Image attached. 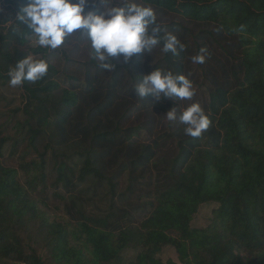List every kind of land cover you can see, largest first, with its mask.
Returning <instances> with one entry per match:
<instances>
[{
	"label": "trees",
	"instance_id": "16d2710c",
	"mask_svg": "<svg viewBox=\"0 0 264 264\" xmlns=\"http://www.w3.org/2000/svg\"><path fill=\"white\" fill-rule=\"evenodd\" d=\"M147 2L184 50L157 46L151 66L147 53L117 56L108 71L86 30L55 50L34 46L14 21L20 0H0V84L28 54L49 64L17 86L0 126V264H111L133 232L137 264H161L153 252L169 243L184 264H264V0ZM155 66L188 76L192 100L137 96ZM193 102L210 120L198 138L164 115ZM208 188L220 206L209 227L189 229Z\"/></svg>",
	"mask_w": 264,
	"mask_h": 264
},
{
	"label": "clouds",
	"instance_id": "9594fccd",
	"mask_svg": "<svg viewBox=\"0 0 264 264\" xmlns=\"http://www.w3.org/2000/svg\"><path fill=\"white\" fill-rule=\"evenodd\" d=\"M21 8L15 18L18 25L25 26L34 34V46L55 50L61 47L67 37L74 32L86 30L94 58L105 70L116 67L113 58L120 56L125 64L133 56L147 53L160 46L162 53L177 55L185 45L176 35L168 32L161 35L162 26L157 20L154 8L147 0H20ZM89 4L94 7L85 9ZM102 11H95V6ZM18 31V27L13 29ZM205 50L193 55L194 64L205 62ZM147 57H142L145 62ZM154 65L152 56L148 61ZM46 59L28 54L19 59L9 69L11 86H19L24 81L37 82L48 73ZM135 93L141 99L151 95L153 102L162 97L173 100H192L195 89L191 79L171 70L164 71L154 67L143 74L134 86ZM168 121L177 118L185 127V135L198 138L209 128L210 120L198 102L182 108L177 117V110L170 107L164 114Z\"/></svg>",
	"mask_w": 264,
	"mask_h": 264
},
{
	"label": "rangeland",
	"instance_id": "374dc122",
	"mask_svg": "<svg viewBox=\"0 0 264 264\" xmlns=\"http://www.w3.org/2000/svg\"><path fill=\"white\" fill-rule=\"evenodd\" d=\"M35 40L34 37L31 38V44H33V41ZM34 45V44H33ZM19 104V89L17 86L13 87L11 86L10 82L8 81L6 84L1 85L0 84V126L2 125H6L7 121L9 120V116L7 115L8 113H10V111H12V109H14L16 107V105ZM194 188H196V186L194 185ZM206 193V196L204 197L203 200L199 201V204L197 206V210L198 207H200V213L203 214V218H205L206 214L208 213L209 215V207L212 206V202H214V206H217V201L211 196L214 194V189H204L203 190ZM201 203H205L203 205H201ZM219 206V204H218ZM69 231L72 235H74V237H76L78 239V237H80V241H82L83 239L86 240L85 238V234L81 233V229L80 228H69ZM139 234H140V230H139ZM137 237H139V235L135 232H133V235L130 236V239H137ZM118 238V237H116ZM117 240V239H115ZM133 247V244H130V246L128 248ZM172 249V248H171ZM173 249L170 252H161L159 253V256L161 259L160 260L162 262H168L170 260V258L173 257L176 258V254H174ZM132 257L130 255H125L123 257V261L121 264H125L130 258Z\"/></svg>",
	"mask_w": 264,
	"mask_h": 264
},
{
	"label": "crops",
	"instance_id": "0c3cea01",
	"mask_svg": "<svg viewBox=\"0 0 264 264\" xmlns=\"http://www.w3.org/2000/svg\"><path fill=\"white\" fill-rule=\"evenodd\" d=\"M203 204H205V203H201V205H203ZM218 204L220 206V202L217 203V206H214V202H212V206L209 207V215L207 213L205 218H203V214L200 213V207H198V210L191 216V219H190L189 224H188L189 229L199 231V230H204L207 227H209L212 223L215 211L218 210V208H219ZM167 234L176 236L174 233H171V232H169ZM176 237H178V236H176ZM131 242L133 244V247L128 248L129 247L128 246L125 249H123L120 252L118 258L115 261H113L111 264H121L123 261V257L125 255L131 256V254H132V257L125 264H137V257L140 254L142 247H141L140 243L139 244L137 243V240L132 239ZM171 248L173 249L172 252L174 254H176V256H175L176 258H174V255H173V257L170 258V260L168 262L160 261L163 259L160 258L159 253L164 252V251L170 252L172 250ZM152 258L161 264H184L183 261L178 256V252L176 250V247L171 243L164 244V245L160 246L157 250H155L153 252Z\"/></svg>",
	"mask_w": 264,
	"mask_h": 264
},
{
	"label": "water",
	"instance_id": "95a60500",
	"mask_svg": "<svg viewBox=\"0 0 264 264\" xmlns=\"http://www.w3.org/2000/svg\"><path fill=\"white\" fill-rule=\"evenodd\" d=\"M130 246V245H129Z\"/></svg>",
	"mask_w": 264,
	"mask_h": 264
}]
</instances>
